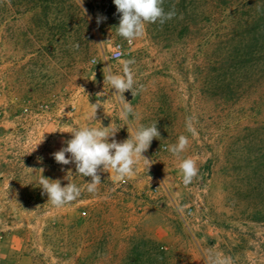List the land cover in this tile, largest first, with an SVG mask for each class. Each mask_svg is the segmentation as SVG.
<instances>
[{
	"label": "rangeland",
	"instance_id": "374dc122",
	"mask_svg": "<svg viewBox=\"0 0 264 264\" xmlns=\"http://www.w3.org/2000/svg\"><path fill=\"white\" fill-rule=\"evenodd\" d=\"M179 2L164 0L175 17L129 45L113 0H0V264H264V0ZM126 60L136 95L123 93L124 120L104 73ZM94 107L118 142L156 121L160 138L133 176L101 171L89 193L91 177L52 154ZM183 158L199 169L187 186ZM41 176L81 195L54 207Z\"/></svg>",
	"mask_w": 264,
	"mask_h": 264
},
{
	"label": "clouds",
	"instance_id": "9594fccd",
	"mask_svg": "<svg viewBox=\"0 0 264 264\" xmlns=\"http://www.w3.org/2000/svg\"><path fill=\"white\" fill-rule=\"evenodd\" d=\"M79 3L82 7L83 0H79ZM113 3L116 6L117 13L120 14L119 25L116 27L117 34L124 38L129 45L144 34L146 25L157 22L163 24L176 15L174 8L165 12L162 6L164 0H113ZM102 19L105 18L98 16L97 23L99 24ZM93 63L97 64L95 60ZM134 63V60L123 61L122 75L112 74L111 72L104 73V83L107 82L121 99L123 105L121 118L124 120L134 114L131 103L126 102L123 96V93L128 90H131L133 97L136 95L133 90L135 80L131 68ZM97 108L99 107H94L87 114L85 117L86 122L82 127L71 132L72 138L65 142L66 147H62L52 154L57 163L62 165L74 163L76 174L91 177V182L86 183L89 193L97 191L98 185L101 183V176L98 173L101 171H111L115 174L117 180L133 176L135 165L141 158L146 162L149 161L142 154L149 149L154 138H160L156 121L147 126L140 125L128 139L118 142L115 135L119 130L114 128L112 123L103 126L102 122L96 117ZM193 119V117L187 118L186 127L189 132L195 134ZM93 121L95 123H92ZM110 138L111 142H109ZM188 145V137L180 135L176 144L168 146V151L175 158L180 159L181 154L187 149ZM66 154H70V156ZM179 169L182 173V182L186 186L192 183L199 173L197 162L193 158L181 159ZM40 170L43 172V169ZM39 183L43 194L48 196V202L57 208L75 201L82 191L74 183L61 186L60 180H51L43 176H41ZM211 264H231V259L216 254L211 260Z\"/></svg>",
	"mask_w": 264,
	"mask_h": 264
},
{
	"label": "built area",
	"instance_id": "2783aa9c",
	"mask_svg": "<svg viewBox=\"0 0 264 264\" xmlns=\"http://www.w3.org/2000/svg\"><path fill=\"white\" fill-rule=\"evenodd\" d=\"M125 54V48L124 46L117 42V43H114L111 47V51H110V58L113 59V60H118L120 58H122ZM94 61V59H93Z\"/></svg>",
	"mask_w": 264,
	"mask_h": 264
},
{
	"label": "water",
	"instance_id": "95a60500",
	"mask_svg": "<svg viewBox=\"0 0 264 264\" xmlns=\"http://www.w3.org/2000/svg\"><path fill=\"white\" fill-rule=\"evenodd\" d=\"M126 96H127L128 98H131V93L128 91L127 94H126ZM96 114H97V115H101L102 112L98 110V111H96Z\"/></svg>",
	"mask_w": 264,
	"mask_h": 264
},
{
	"label": "trees",
	"instance_id": "16d2710c",
	"mask_svg": "<svg viewBox=\"0 0 264 264\" xmlns=\"http://www.w3.org/2000/svg\"><path fill=\"white\" fill-rule=\"evenodd\" d=\"M174 1L176 2L177 0H171V2H174ZM179 1H180V2H179L180 4L184 2V0H179ZM214 1L218 2V1H220V0H214ZM179 3H177V4H179Z\"/></svg>",
	"mask_w": 264,
	"mask_h": 264
}]
</instances>
